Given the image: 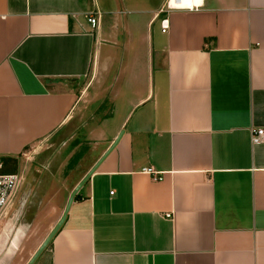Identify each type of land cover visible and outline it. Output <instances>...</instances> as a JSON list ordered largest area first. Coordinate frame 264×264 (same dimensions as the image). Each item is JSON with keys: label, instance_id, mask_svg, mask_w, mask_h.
Listing matches in <instances>:
<instances>
[{"label": "crops", "instance_id": "1", "mask_svg": "<svg viewBox=\"0 0 264 264\" xmlns=\"http://www.w3.org/2000/svg\"><path fill=\"white\" fill-rule=\"evenodd\" d=\"M168 1L0 0V168L122 129L35 264H264V0Z\"/></svg>", "mask_w": 264, "mask_h": 264}, {"label": "rangeland", "instance_id": "2", "mask_svg": "<svg viewBox=\"0 0 264 264\" xmlns=\"http://www.w3.org/2000/svg\"><path fill=\"white\" fill-rule=\"evenodd\" d=\"M84 81V78H78L74 86L80 88ZM106 117L104 127L110 129L115 120ZM25 150L26 153L14 157V170L24 166L23 180L13 204L0 217V259L3 264L25 262L59 215L67 191L66 184L72 181L71 172L75 176L82 169L79 166L72 171L74 162L70 164L69 158L65 159V151L58 152L56 146L48 149L53 155L44 162L40 161L36 153L38 147L32 150L28 145ZM91 154L93 152L89 158L84 159L86 161L83 165L90 160ZM10 164L12 166L13 162ZM7 170L6 165L0 168L2 172Z\"/></svg>", "mask_w": 264, "mask_h": 264}, {"label": "built area", "instance_id": "3", "mask_svg": "<svg viewBox=\"0 0 264 264\" xmlns=\"http://www.w3.org/2000/svg\"><path fill=\"white\" fill-rule=\"evenodd\" d=\"M169 3V1H168ZM173 6L172 4H168ZM86 20L91 26H94L97 22V14L90 12L86 15ZM165 21V19H161ZM166 24L160 26L161 30H164ZM249 139L251 143H258L264 140V127L256 126L250 128ZM143 172L150 174L153 178H160L161 172L153 169L151 166H142L140 168ZM23 168H17L12 171H0V217L5 213L6 208L12 205L18 190L19 185L23 180Z\"/></svg>", "mask_w": 264, "mask_h": 264}, {"label": "water", "instance_id": "4", "mask_svg": "<svg viewBox=\"0 0 264 264\" xmlns=\"http://www.w3.org/2000/svg\"><path fill=\"white\" fill-rule=\"evenodd\" d=\"M122 133V129H119L117 134L114 136L110 144L105 148V150L100 154V156L95 160V162L90 166V168L83 174V176L76 182V184L72 187L70 190L67 199L65 201V204L63 206V209L58 216V218L55 220V222L51 225V227L47 230V232L44 234V236L41 238V240L38 242L36 247L33 249L31 254L28 256V258L25 260L23 264H35L38 256L41 254L43 249L46 247L56 230L59 228V226L62 224L64 217L66 215V211L68 209V206L70 204V201L73 198L74 193L79 188V186L84 182L86 178L91 174V172L94 170L98 162L107 154V152L112 148V146L115 144V142L118 140L120 134Z\"/></svg>", "mask_w": 264, "mask_h": 264}, {"label": "bare ground", "instance_id": "5", "mask_svg": "<svg viewBox=\"0 0 264 264\" xmlns=\"http://www.w3.org/2000/svg\"><path fill=\"white\" fill-rule=\"evenodd\" d=\"M192 0H172L169 1L170 4H172L173 6H185L188 5Z\"/></svg>", "mask_w": 264, "mask_h": 264}, {"label": "trees", "instance_id": "6", "mask_svg": "<svg viewBox=\"0 0 264 264\" xmlns=\"http://www.w3.org/2000/svg\"><path fill=\"white\" fill-rule=\"evenodd\" d=\"M78 155H79V153L74 154L73 157L70 159L69 163L71 164V162L75 161L76 158L78 157ZM1 159L3 160L4 158H1ZM12 162H13V164H12V170H14V168H15L14 167L15 166V159H13Z\"/></svg>", "mask_w": 264, "mask_h": 264}]
</instances>
